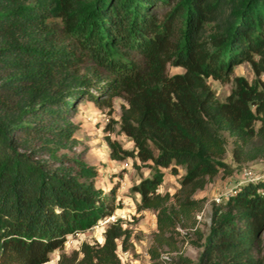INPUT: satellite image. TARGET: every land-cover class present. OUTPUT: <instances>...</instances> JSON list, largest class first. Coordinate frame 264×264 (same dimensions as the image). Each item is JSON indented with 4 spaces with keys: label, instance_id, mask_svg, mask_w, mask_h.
I'll return each mask as SVG.
<instances>
[{
    "label": "trees",
    "instance_id": "trees-1",
    "mask_svg": "<svg viewBox=\"0 0 264 264\" xmlns=\"http://www.w3.org/2000/svg\"><path fill=\"white\" fill-rule=\"evenodd\" d=\"M247 64L253 80L235 77ZM182 70L169 75L168 68ZM208 80L231 84L220 101ZM132 144L107 137L109 158L145 164L131 189L136 211H152L151 260L176 250L175 230L194 228V195L231 161L264 159V0H0V264H121L131 232L117 219L101 244L64 251L69 236L111 217L115 189L95 186L98 170L67 152L73 122L88 102L110 115ZM258 124V126H257ZM69 160L72 165H67ZM180 178L174 196L158 193L162 170ZM264 180L231 190L214 207L195 259L174 264H264Z\"/></svg>",
    "mask_w": 264,
    "mask_h": 264
},
{
    "label": "rangeland",
    "instance_id": "rangeland-1",
    "mask_svg": "<svg viewBox=\"0 0 264 264\" xmlns=\"http://www.w3.org/2000/svg\"><path fill=\"white\" fill-rule=\"evenodd\" d=\"M181 72L180 69L168 68L169 75ZM233 76L244 77L249 82L253 80L252 70L247 64L237 66L234 69ZM208 84L220 101H223L229 95L232 88L230 83L222 85L212 80H208ZM122 104L121 100H114L110 115L107 114L106 109H99L91 103L81 104L76 117L73 118V122L78 124L75 134L78 144L67 152V155L70 159L76 157L98 170L94 183L106 196L112 188L115 189L114 206L117 209L111 217L114 218V221L119 219L123 227L131 232L130 241L133 247L128 252H122L118 247L117 254L121 264H158L159 257L153 261L148 254L152 236L156 232L155 214L152 211L137 212L135 201H139V196L131 192L133 187L140 185L142 181L150 176V170L145 164L132 159L116 162L109 158L107 137L110 141L118 142L123 149H132V144L119 132L118 124L113 126L111 133L104 130L109 121H119L120 106ZM231 150V140H228L224 163L232 168L231 173L227 174L221 171L204 190L194 195V199L203 201L202 210L195 217V227L185 229L178 227L175 230L176 250L167 251L165 249V251L175 255L171 264H174L179 255L195 259L199 253V249L192 244L195 241V232L198 231L203 235L208 233L213 208L220 206L223 199L231 194V190L249 182L254 183L258 180H264V159L236 167L231 161ZM65 162L69 166L72 165L69 160ZM125 164L128 167H125ZM162 174L163 181L158 188V193L162 195L169 194L172 197L179 188V181L184 172L179 169L177 175H171L169 170H162ZM218 200L219 202H217ZM111 217L103 219L86 233L69 236L64 245V251L70 253L78 250L84 242L101 244L105 228L108 224L113 223ZM261 239L264 242V231L261 233ZM261 257H264V244H262ZM57 258V253L53 254L48 264H56Z\"/></svg>",
    "mask_w": 264,
    "mask_h": 264
},
{
    "label": "built area",
    "instance_id": "built-area-1",
    "mask_svg": "<svg viewBox=\"0 0 264 264\" xmlns=\"http://www.w3.org/2000/svg\"><path fill=\"white\" fill-rule=\"evenodd\" d=\"M106 122H108V121L106 120ZM125 167H128V165L125 164ZM247 175H249V173H247ZM217 202H219V200H218ZM110 219H111L113 222H115L113 217H111ZM174 256H175L174 254L169 253V252H167V251L162 252V253L160 254V256H159L158 264H171V263H172V260H173V258H174Z\"/></svg>",
    "mask_w": 264,
    "mask_h": 264
}]
</instances>
